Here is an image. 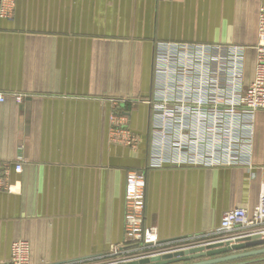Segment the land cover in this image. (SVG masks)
I'll use <instances>...</instances> for the list:
<instances>
[{"label":"crops","instance_id":"0c3cea01","mask_svg":"<svg viewBox=\"0 0 264 264\" xmlns=\"http://www.w3.org/2000/svg\"><path fill=\"white\" fill-rule=\"evenodd\" d=\"M261 3L16 0L13 18H0V161H20L22 170L10 172L15 191L0 189V262L24 239L31 264H113L126 244L129 170L145 174L144 225L159 241L207 239L225 210L251 211L264 192V110L254 118L251 167L152 166L155 119L146 100L158 94L164 43L244 46L248 84ZM13 93L25 96L17 102ZM116 100L140 136L135 149L109 139Z\"/></svg>","mask_w":264,"mask_h":264},{"label":"built area","instance_id":"2783aa9c","mask_svg":"<svg viewBox=\"0 0 264 264\" xmlns=\"http://www.w3.org/2000/svg\"><path fill=\"white\" fill-rule=\"evenodd\" d=\"M16 0H0V18L12 19ZM244 46L191 43H164L155 63L156 92L146 100L154 109L151 141L152 166L165 163L204 165H252L254 118L264 110V3L258 9V41L254 45L253 79L242 84ZM17 102L25 96L13 93ZM5 93H0V101ZM114 101L110 114L109 139L135 149L140 136L131 130L130 117L118 111ZM123 104L126 100H121ZM193 126L189 136L183 131ZM20 157H18V160ZM20 172V161H0V189L15 191L9 180L11 170ZM145 174L129 170L124 192V235L126 244L115 251L113 263L153 251L189 246L205 241H225L242 236L264 238V192L251 211L234 207L223 212L219 226L204 237H183L159 241L154 228L144 225ZM213 234V235H212ZM0 264H31L30 244L17 239L10 256Z\"/></svg>","mask_w":264,"mask_h":264},{"label":"water","instance_id":"95a60500","mask_svg":"<svg viewBox=\"0 0 264 264\" xmlns=\"http://www.w3.org/2000/svg\"><path fill=\"white\" fill-rule=\"evenodd\" d=\"M257 260H264V238L251 235L153 251L126 258L122 264H244Z\"/></svg>","mask_w":264,"mask_h":264},{"label":"trees","instance_id":"16d2710c","mask_svg":"<svg viewBox=\"0 0 264 264\" xmlns=\"http://www.w3.org/2000/svg\"><path fill=\"white\" fill-rule=\"evenodd\" d=\"M120 110H118L117 112H119Z\"/></svg>","mask_w":264,"mask_h":264}]
</instances>
